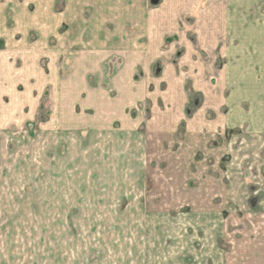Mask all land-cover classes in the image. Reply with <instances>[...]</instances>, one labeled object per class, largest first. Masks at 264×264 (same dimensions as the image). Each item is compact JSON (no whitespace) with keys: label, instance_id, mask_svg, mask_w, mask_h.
Returning a JSON list of instances; mask_svg holds the SVG:
<instances>
[{"label":"rangeland","instance_id":"obj_1","mask_svg":"<svg viewBox=\"0 0 264 264\" xmlns=\"http://www.w3.org/2000/svg\"><path fill=\"white\" fill-rule=\"evenodd\" d=\"M200 1L183 12L197 28H214L222 2L232 29L264 31V0ZM71 2L0 0V50L42 47L37 63L0 54V74L37 77L0 82V105L11 108L8 117L0 110V264H214L216 253L230 263L251 247L252 224L264 225V214L245 213L264 211V42L229 71L241 130L205 134L189 123L215 101L204 78L215 88L225 53L205 50L184 65L195 31L165 36L163 61L144 54L139 68L131 54L87 53L104 39L95 25L109 23L98 15L93 37H82L81 22L71 37ZM221 205L246 209L215 213Z\"/></svg>","mask_w":264,"mask_h":264},{"label":"crops","instance_id":"obj_2","mask_svg":"<svg viewBox=\"0 0 264 264\" xmlns=\"http://www.w3.org/2000/svg\"><path fill=\"white\" fill-rule=\"evenodd\" d=\"M145 0H72L71 5L76 6V10L72 8L71 12V26L73 27L72 30L74 33H71V37L74 34L78 33V23H82V37L85 35H92L94 36V32L101 33L103 32V40L101 46H93L94 42L90 43L92 45V52L87 53H118V54H131L134 55L135 58V67L139 68L143 64V56L152 55L153 61L151 59L147 60L149 63H153L156 60L162 59L158 58V55L166 52L163 47V38L168 37L171 35H177L180 38L185 36V32H192L195 31L199 38V42L197 45L186 47L185 50L186 54L182 58V63L187 65L190 61L189 57H192V54L197 53H205V50L216 55L223 56L225 53L228 64L225 67H218V72L215 73V88L210 87V82L204 78L205 85L203 87V92L206 94L214 93L216 95L215 101L205 106L200 112L198 119L200 118L201 122L197 124V122H190L189 130H193L196 128L204 129V133L212 134L213 130L220 135L223 133H229L230 135H234L235 129H240L239 121L237 122L234 120L236 114L239 113L235 112L232 107V101H234V94H230L229 92L232 91L230 88V84L233 83L230 81L233 76L229 71H232L233 66L235 65L234 62L240 60L241 55H245L246 58L249 60L252 57V61L254 59L255 53V46L259 42H264V31L262 33H256L253 30H245L239 32L237 29H232L235 26L234 16L228 9L225 7L222 8V2L220 3L221 9L216 8V13L210 14L209 18L213 17L215 26L214 28L211 27H203V29L197 28L198 26V19L195 18L192 21L195 24H190L185 20L186 18L183 16V12H187L189 10L190 14L197 12L199 6H204V1L200 0H151V4L153 5L150 10H148L144 6ZM217 2V1H216ZM236 1L230 2V6H234L232 3ZM100 5V7H98ZM236 5H238L236 3ZM95 6V7H94ZM216 6V5H215ZM226 6V5H225ZM94 7V10H93ZM188 7V9H187ZM191 7V8H189ZM83 10V11H80ZM102 19L109 23L108 29L105 27H96L95 31H91V26L93 27V23L99 20L100 16ZM104 15V16H103ZM224 15V16H223ZM225 19V20H224ZM76 23V24H75ZM206 23V21H205ZM203 25V24H202ZM232 25V27H231ZM166 33V35L164 34ZM238 34V35H235ZM239 34H242L240 36ZM240 36V37H238ZM62 39L63 36L61 37ZM66 38V37H65ZM179 38V39H180ZM114 39H117L115 41ZM228 39V40H227ZM257 39V40H256ZM262 39V40H261ZM81 41H77L79 43ZM181 45H183L184 41H181ZM177 44V43H176ZM179 46V45H176ZM100 48V49H96ZM42 47L40 45H25L23 48L15 46V47H8L7 50H0V54L4 52H9L14 55H18L20 53H28L33 55L32 61L37 63L38 56L40 55ZM165 50V51H164ZM173 50V48H172ZM171 50V51H172ZM264 51V46L262 48V52ZM5 53V54H9ZM189 55V56H188ZM191 55V56H190ZM186 56V57H185ZM245 56L242 58L246 62ZM163 57V56H161ZM225 58V56H224ZM88 59L93 60V57H88ZM241 59V60H242ZM155 61V62H156ZM90 62V61H89ZM201 62V60L199 61ZM242 62H244L242 60ZM191 64V63H189ZM10 66V65H9ZM5 66V69H13V67ZM12 66V65H11ZM190 66V65H189ZM237 66V65H235ZM30 68V65H29ZM24 69V68H23ZM27 69L25 68L23 71L25 72ZM26 75V73H22L20 76L18 73H11V75L7 74H0V82L3 80L6 81V85H14L18 84L20 80L24 81L27 80L29 85H34L36 74H33L31 71ZM4 77V79H3ZM203 78V77H202ZM168 82H173L170 79H167ZM178 79H175L177 81ZM182 79L178 80V84ZM213 84V83H212ZM126 85V84H124ZM209 86V87H208ZM15 87V86H13ZM208 87V89H206ZM230 88V89H229ZM30 90H32L30 88ZM3 91L0 89V94ZM30 95V91L28 90ZM137 94V93H136ZM209 94V97H210ZM34 98V97H33ZM103 100H105L103 98ZM139 99H135L134 101L137 102ZM104 102V101H103ZM231 102V103H230ZM34 103V101H32ZM31 103V104H32ZM1 114L9 116V111L11 108L7 107L6 105H0ZM227 106V109H225ZM19 108V107H18ZM213 114V115H212ZM246 119L248 118L245 115ZM30 118V117H29ZM31 119V118H30ZM247 121V120H246ZM2 122V123H1ZM0 126H3V121H0ZM198 126V127H196ZM239 126V127H238ZM246 128V127H244ZM249 128H246V130ZM233 131V133H232ZM189 132H196V131H189ZM207 139V138H206ZM231 192V191H230ZM227 193H221L220 196H233L228 195ZM217 196V194L215 195ZM242 196V195H240ZM264 203V202H263ZM243 210L246 209L245 206H241ZM241 207H233L232 209H227L223 205L220 207H214L213 210L215 213L223 212L226 209L229 210L234 215H239V210ZM261 207L258 205V209H255V206L252 205L251 210H247L245 213H249L252 218L255 219L253 214L255 212L264 214V211L260 209ZM211 210L212 208L209 207ZM238 211V213H237ZM240 216V215H239ZM238 216V219H240ZM253 219V220H254ZM260 217L257 218L255 221H259ZM254 225V227H253ZM252 232H256L254 236V240L250 241L249 238L246 239L245 243L246 246H251L249 248H245L244 251L236 252L235 255L230 257V263L228 264H264V225L262 222H255L252 224ZM238 246V245H237ZM214 264H224V258L222 254L216 253L213 260Z\"/></svg>","mask_w":264,"mask_h":264}]
</instances>
